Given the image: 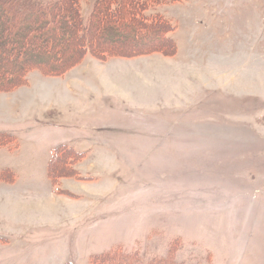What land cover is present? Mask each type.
<instances>
[{
  "label": "rangeland",
  "instance_id": "rangeland-1",
  "mask_svg": "<svg viewBox=\"0 0 264 264\" xmlns=\"http://www.w3.org/2000/svg\"><path fill=\"white\" fill-rule=\"evenodd\" d=\"M94 1L81 0L83 23ZM144 4L169 23L174 55L88 53L0 91V135L15 136L0 147V170L15 173L0 182V264H90L115 250L118 264H154L173 241L178 263L264 264V0ZM129 14L112 15L98 43L139 47ZM42 30L39 59L81 49L67 30L56 45Z\"/></svg>",
  "mask_w": 264,
  "mask_h": 264
},
{
  "label": "trees",
  "instance_id": "trees-1",
  "mask_svg": "<svg viewBox=\"0 0 264 264\" xmlns=\"http://www.w3.org/2000/svg\"><path fill=\"white\" fill-rule=\"evenodd\" d=\"M144 1L95 0L86 17V23H83L81 0H0V17H8V23L7 21L0 22V55H12L15 58H22V62L16 63L15 61L9 62L7 58L4 59L0 56V91H12L28 84L27 75L34 69L40 70L45 75H61L81 63L88 53L100 60H105L109 56L130 58L149 54L150 51L163 52L164 55H174L177 51V45L173 38L167 34L170 31L169 23L160 13L153 14L150 11L151 6L146 7ZM128 9L130 14L128 19H125L122 27L129 28L133 25L137 27L136 30H132V34L142 44L136 48L124 45L122 47H109L99 44L100 35H96L95 31L107 29L112 15L118 13V11L124 12ZM59 15L62 18H59L58 22ZM122 16L121 13L120 17ZM21 20H24L23 28L26 31L21 33L19 38H11L12 31L15 30ZM45 27L52 30L51 44L56 45L54 39L58 37L57 28H59L69 31L70 39L72 37L73 40H82L81 49H72L65 53L61 58V64H55L56 59L54 58L51 62L43 58L39 59L40 56H44L47 49L42 41H39L38 36H35V33L39 32L44 35L42 29ZM107 30L109 31V29ZM95 35L96 37H94ZM120 35L125 36L124 33H120ZM31 58L37 59L31 61L29 60ZM14 138L15 136L12 137L11 135H0V147H11L10 144L13 143ZM54 152L59 154L57 150ZM75 153L79 157L82 156L79 152ZM56 159L52 158L49 169ZM50 175H53L55 180L61 176L60 172H56V170L51 172ZM14 180L15 173L11 169L4 168L0 170V182L12 183ZM176 248L178 250L177 243L173 241L164 258L157 257L156 260H152L150 263L183 264L178 263L174 258ZM120 252V250H115L112 253L108 252L93 257L90 264H118L122 261L120 258L122 252ZM123 259H125L122 262L123 264H145L142 261L133 263L129 261L130 257L128 256H124Z\"/></svg>",
  "mask_w": 264,
  "mask_h": 264
}]
</instances>
